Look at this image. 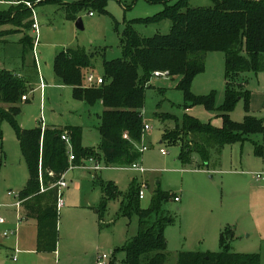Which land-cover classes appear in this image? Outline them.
I'll return each mask as SVG.
<instances>
[{
  "label": "rangeland",
  "instance_id": "obj_1",
  "mask_svg": "<svg viewBox=\"0 0 264 264\" xmlns=\"http://www.w3.org/2000/svg\"><path fill=\"white\" fill-rule=\"evenodd\" d=\"M12 1L0 0V10H12L13 17V7L30 8L27 3L12 5ZM92 1L31 2L30 12L22 15L19 22L0 24V68L19 70L30 80L21 97L18 124L23 128L42 127L43 124L82 125L84 148L97 153L103 166L94 171L71 165L66 173L70 185L62 191L65 206L58 211L57 251L39 249L38 221L34 217L25 218L18 225L16 235L4 236V231L13 229L17 223V209L13 207L17 197L7 193H18L29 174L15 126L0 118V213L6 218V222L0 225V264H97L102 253L110 255L107 264H122L126 257L122 248L138 233L139 217L137 214H121L123 196L109 201L103 220H100L101 213L95 206L102 195L100 180L115 182L122 195H126L135 178L140 184L147 185L145 197L141 199V206L145 209L152 207L158 190L172 196L164 204L174 219L166 228L168 263L177 264L184 251L219 252L220 234L217 239L214 229L215 224L222 221L223 229L235 230L232 251L261 253L262 264L264 242L259 237L264 238V182L256 181L252 174L264 173V133L252 134L244 142L212 149L207 163L194 153L191 163L183 164L179 159L180 145L162 141L165 130L173 128L175 120L164 121L160 115L173 114L182 122L184 115L190 114L201 123L216 128L223 126L224 118L219 111L205 104L186 110L183 92L178 88V77L154 75L146 89L143 118L152 127L144 133L142 144L147 149L141 152L138 161L145 171L132 169L131 165L106 164L99 151L101 135L97 118L103 107L100 103L89 106L75 98L73 88L55 77V57L69 48L100 52L92 58V69L88 73L104 76V57L110 60L123 55L121 35L127 23L133 22L138 34L148 38L170 33L172 22L169 19L143 20L163 11L167 6L165 3L103 0L102 5H92ZM180 1L171 0L169 4ZM187 2L191 8L212 5L211 0ZM35 16L39 26L37 41L32 26ZM80 18L83 29L76 25ZM25 38H28V44L23 42ZM42 80L44 87H41ZM228 82L225 53L211 50L207 53L204 71L193 80L192 91L197 96H212L214 106L220 107L227 98ZM232 84L234 90L249 94V98L241 97L228 113L230 118L242 123L252 115L264 122V71L240 72L232 79ZM83 86L88 87L86 78ZM257 146L263 150L261 154H256ZM161 148L166 150L165 154ZM83 162H86L85 158ZM77 182L82 186L80 190L75 187ZM175 197L179 200L175 201ZM16 247L20 249L18 254L15 253Z\"/></svg>",
  "mask_w": 264,
  "mask_h": 264
},
{
  "label": "trees",
  "instance_id": "obj_2",
  "mask_svg": "<svg viewBox=\"0 0 264 264\" xmlns=\"http://www.w3.org/2000/svg\"><path fill=\"white\" fill-rule=\"evenodd\" d=\"M17 1L19 5H24L43 0ZM147 1L167 4L163 11L143 20L169 19L172 22L170 33L144 38L138 34L133 22L127 23L121 35L123 55L110 60L104 57V83L100 86H83V76L90 72L92 58L100 52L69 48L58 53L54 60L57 79L73 88L75 98L89 106L102 103L99 151L103 153L106 164L123 166L139 161V146L144 136L146 89L156 71L179 78L178 88L183 92L186 110L205 104L219 111L224 118L223 126L216 128L201 123L190 114H185L182 122L173 114L160 115L164 121L175 120V126L165 130L162 141L180 145L179 159L183 164L191 163L194 153L207 163L212 149L244 142L252 134L264 133L262 119L250 115L239 123L228 114L243 95L249 98V94L234 90L232 79L243 71H264V0H211L212 5L205 8H191L187 0L174 5L169 4L171 0ZM102 3L103 0L92 1V5ZM13 8V17L12 10H0V24L19 22L22 15L30 12L26 6ZM27 41L28 38L23 40L28 44ZM211 50L225 53L229 82L226 101L220 107L214 106L212 96H197L192 91L193 80L204 71L207 53ZM29 81L15 71L0 68V118L15 126L29 170L28 181L20 190V196L24 200L27 217L38 221L39 249L56 251L58 187L53 184L71 165L62 134L67 132L70 136L75 153V159L71 161L74 166L81 165L82 158H98V154L84 148L82 126H47L42 130V127L23 128L18 124L21 97ZM262 152L257 146L256 154ZM42 184L46 188L43 192ZM100 186L102 197L97 208L101 213L100 220H103L102 215L109 201L119 196L124 198L121 214H137L139 217L138 233L128 239L122 248L126 253L122 264H170L166 228L174 219L164 204L172 196L158 190L152 207L145 209L141 206L140 183L136 178L130 182L126 195H122L113 181H102ZM100 225L102 227L101 221ZM234 238L235 230L225 228L220 236L219 252L184 251L180 253L177 264H261L259 253L232 251L231 241Z\"/></svg>",
  "mask_w": 264,
  "mask_h": 264
},
{
  "label": "built area",
  "instance_id": "obj_3",
  "mask_svg": "<svg viewBox=\"0 0 264 264\" xmlns=\"http://www.w3.org/2000/svg\"><path fill=\"white\" fill-rule=\"evenodd\" d=\"M27 5L30 8H32V3L31 2H27ZM90 14L92 15V12ZM32 26H33L34 30H36V34H37L36 41H37L38 38H39V26H38V23H37V20H36V16L34 18V23H33ZM35 45H36V43H35ZM154 75L155 76L157 75V76H167L168 77V73L167 72H161V71H156L154 73ZM85 78H86V84H87L88 87L100 86L101 84L104 83L103 76H97L96 77L92 72L88 73ZM44 86L45 85L42 83V87H44ZM24 99H27V96H24ZM151 127L152 126H150L149 124L145 123V125H144V133H145V131L149 130ZM45 128H46V125L43 124L42 125V130H45ZM62 139L65 141V143L67 145V152H68V155H69V160L73 161L75 159V153H74V150H73V146H72V143H71L70 136L68 135L67 132H64L62 134ZM145 149H147V147L144 144L139 146L140 152L144 151ZM161 152L163 154H165L166 150L161 148ZM91 160H93V158ZM71 165H73V164H71ZM71 165H70V167H71ZM131 166H132V169H135V170H138V171H141V172L145 171V169L139 164L138 161L133 163ZM99 167H100L99 164L95 165L96 169H98ZM50 173L53 174L52 172H50ZM253 178L256 181L261 182V181L264 180V173H255V174H253ZM41 181H42V176H41ZM53 185L58 187L57 207L59 209L64 204V201H63V198H62V196H63L62 191L69 187V183L65 179V174L60 178V180L56 184H53ZM146 187H147V185L145 183H142L140 185V189H139V198L140 199H143L145 197V188ZM45 190H46V188L42 184L41 185V192H43ZM8 194L11 195V196L17 197V201L15 202L14 206H16L18 210H20L21 205H22V203L24 201L21 198L20 193L19 192L17 193V192H14V191H9ZM174 199L176 201L179 200L178 197H175ZM23 219L24 218H23L22 214L18 213V224L20 222H22ZM4 222H5V218L0 213V223H4ZM16 233H17V228L14 229V230L5 231L4 235L5 236H9V235H14ZM16 252L18 253L19 250H16ZM13 259L16 260L17 258L14 257ZM109 259H110V255L109 254L102 253V254H100L98 256L97 264H107V261H109Z\"/></svg>",
  "mask_w": 264,
  "mask_h": 264
},
{
  "label": "crops",
  "instance_id": "obj_4",
  "mask_svg": "<svg viewBox=\"0 0 264 264\" xmlns=\"http://www.w3.org/2000/svg\"><path fill=\"white\" fill-rule=\"evenodd\" d=\"M16 3H18V1L17 0H14V1H12L11 2V4L13 5V4H16ZM36 43V42H35ZM35 43H34V45H33V49H34V47H35ZM60 53V52H59ZM57 56V55H56ZM7 70H9V69H7ZM13 71H15V72H17V73H19L21 76H24V73L23 72H21V71H16V70H13ZM39 73V72H38ZM55 77H56V74H55ZM57 78V77H56ZM42 83L44 84V82H43V80H42V82H41V85H42ZM45 85V84H44ZM42 87V86H41ZM100 105L102 106V103H100ZM103 107V106H102ZM101 111H103V108H102V110ZM102 113V112H101ZM101 113H97V118H98V129H99V115L101 114ZM49 127V126H57V127H64V126H59V125H48V124H46V127ZM66 126H68V125H66ZM71 126H73V125H71ZM75 126V125H74ZM76 126H82V125H76ZM82 128H83V126H82ZM99 132H100V130H99ZM101 135V134H100ZM100 144H101V142H100ZM19 145H20V143H19ZM21 148V147H20ZM22 152V151H21ZM103 154V153H102ZM23 155V154H22ZM24 158V157H23ZM85 158V161L86 162H83V158L81 159V165H79V166H84V167H87V168H91V169H93L94 171H99V170H101L102 168H103V166L101 165V161H100V159H99V157L98 158H95V157H84ZM93 158V160H91ZM104 159H105V157H104ZM70 161V160H69ZM26 163V162H25ZM70 163H71V161H70ZM87 163H89V164H87ZM71 164H73V163H71ZM91 164V165H90ZM96 164H99V165H101L98 169H96L95 168V165ZM27 165V164H26ZM109 166V165H108ZM28 168V167H27ZM69 171V170H68ZM67 171V172H68ZM66 172V173H67ZM66 173H65V175H66ZM28 174H29V170H28ZM253 175V174H252ZM28 178H29V176H28ZM93 178H96L95 176L93 177ZM65 179H66V177H65ZM27 181H28V179H27ZM102 181H104V180H100L99 181V185H100V183L102 182ZM97 182V181H96ZM263 182H264V180H263ZM27 183V182H26ZM25 183V184H26ZM260 183H262V181L260 182ZM70 185V184H69ZM141 185V184H140ZM24 187V186H23ZM22 187V188H23ZM75 187H77V189L78 190H80L81 188H82V186H81V184L79 183V182H77L76 183V185H75ZM101 187V186H100ZM21 188V189H22ZM9 192V191H8ZM101 192H102V189H101ZM19 193H20V191H19ZM8 194V193H7ZM9 195V194H8ZM9 196H11V195H9ZM101 197H102V195H101ZM101 197H100V200H101ZM100 200H99V203H100ZM175 200V199H174ZM176 201V200H175ZM23 204H24V201H23V203H22V205H21V208H20V210L23 212V218L25 219V218H28L27 217V215H26V213H25V209H24V206H23ZM65 205L63 204L62 205V207H64ZM98 206H99V204H97L96 206H95V208H98ZM13 207H15L16 209H17V207L16 206H14L13 205ZM20 210H18L17 209V216H16V226L13 228V229H11V230H14V229H18V225L21 223H19L18 224V213H20V214H22L21 212H20ZM58 211H59V209H58ZM5 218V217H4ZM23 219V220H24ZM5 222H6V218H5ZM4 222V223H5ZM228 223V222H227ZM226 223V224H227ZM1 224H3V223H0V225ZM224 223L221 221V222H219V223H217V224H215V229H214V232H215V237L218 239V237H219V234H220V236H221V233H222V231L225 229V228H229V227H225L224 229H223V227H224V225H223ZM232 229V228H231ZM240 229V226L238 227V230ZM238 230H237V232H238ZM5 231H8V230H5ZM4 231V232H5ZM237 232H236V234H237ZM17 234V233H16ZM16 234H14V235H16ZM5 236V235H4ZM236 236V235H235ZM236 238V237H235ZM237 238H240L239 236H237ZM234 240V239H233ZM259 240L261 241V242H264L263 240H264V238H262V237H259ZM242 241H243V239H242ZM16 250H20V249H18L17 247L15 248V253H17L16 252ZM263 250H264V247L263 248H261V252H263ZM57 251V250H56ZM19 253V252H18ZM17 253V254H18ZM16 254V255H17ZM261 254V253H260ZM264 262L262 261V264H263Z\"/></svg>",
  "mask_w": 264,
  "mask_h": 264
},
{
  "label": "water",
  "instance_id": "obj_5",
  "mask_svg": "<svg viewBox=\"0 0 264 264\" xmlns=\"http://www.w3.org/2000/svg\"><path fill=\"white\" fill-rule=\"evenodd\" d=\"M76 25H77L78 28H81V29L84 28V24H83V21H82L81 18L78 19V21L76 22Z\"/></svg>",
  "mask_w": 264,
  "mask_h": 264
}]
</instances>
